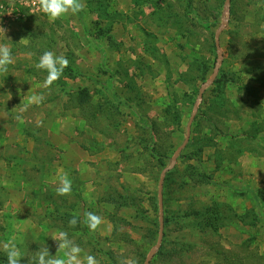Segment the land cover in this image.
<instances>
[{
	"label": "rangeland",
	"instance_id": "obj_1",
	"mask_svg": "<svg viewBox=\"0 0 264 264\" xmlns=\"http://www.w3.org/2000/svg\"><path fill=\"white\" fill-rule=\"evenodd\" d=\"M222 1L83 0V11L51 22L18 0H0V26L11 41L0 34V43L14 58L0 73V244L14 239L29 258L44 245L62 255L51 237L64 230L83 250L81 260L91 254L99 264H143L157 244L161 174L214 72L210 32L215 36L226 21L218 70L225 73L224 96L210 93L212 84L204 90L169 174L164 250L185 244L191 251L155 264H264V0H230L228 7ZM44 51L69 61L48 89L41 87L47 73L35 68ZM82 90L90 102L75 105L72 96ZM33 93L44 101L17 121ZM224 102L226 117L218 119L213 110ZM168 107L172 116L164 120ZM211 121H221L223 136ZM193 168L211 183L195 184ZM62 173L72 181L68 196L55 192ZM114 192L132 205L114 207ZM188 205H217L224 215L219 229L179 221L174 214ZM87 211L103 218L95 232L83 222ZM74 215L78 224L70 227Z\"/></svg>",
	"mask_w": 264,
	"mask_h": 264
},
{
	"label": "clouds",
	"instance_id": "obj_2",
	"mask_svg": "<svg viewBox=\"0 0 264 264\" xmlns=\"http://www.w3.org/2000/svg\"><path fill=\"white\" fill-rule=\"evenodd\" d=\"M83 0H36V10L47 16L49 21L55 22L57 19L65 17L69 14L75 15L84 10ZM35 14V12H33ZM6 29L0 26V34L7 41L9 38L5 36ZM11 42V41H10ZM19 42H23L25 46L28 44L27 38H22ZM14 58L12 50L7 43H0V73H7L9 65L13 64ZM69 64L68 59L63 55H57L53 51H44L39 57L35 68L43 70L47 73L42 82L41 87L48 89L62 76L64 69ZM45 97L42 94L33 93L23 104L19 112L14 117L17 121H23V113L33 105H40ZM55 192L58 196H68L72 192V181L67 173H62L55 178ZM84 224L89 231L95 232L103 223V218L91 211L84 213ZM70 227L78 224V219L74 215L68 221ZM58 245L57 252L62 255H50L47 246L40 247L33 252L29 258L27 253L21 254L19 247L14 239L0 244V250L6 255V264H21V258L27 257V264H99L94 255L88 254L81 260L82 249L77 245L66 231L60 230L55 236L51 237Z\"/></svg>",
	"mask_w": 264,
	"mask_h": 264
},
{
	"label": "trees",
	"instance_id": "obj_3",
	"mask_svg": "<svg viewBox=\"0 0 264 264\" xmlns=\"http://www.w3.org/2000/svg\"><path fill=\"white\" fill-rule=\"evenodd\" d=\"M222 2L224 3V0ZM210 36L213 37V44H211V49L213 51H215L216 47H215V43H214V32H210ZM225 81H226L225 73L220 71L218 73L217 77L215 78L214 82L212 83L211 87L209 88L210 93L211 92H213V93L218 92L220 96L221 95L224 96V93H225L224 92L225 91L224 86L226 85ZM90 99H91L90 95L85 90L79 91L75 95L72 96V100H73V102H75V105H83L85 103L88 104L90 102ZM225 106L227 107V102L222 103L217 109L213 110V114L218 116V119L224 118L225 112L221 111V108L225 107ZM171 116H172V114H171V111L168 107L164 111V120L168 117H171ZM173 118L176 121H179L178 112L174 111ZM210 123H213V127L216 130V132L218 133V135L223 136L224 129L221 130V128H220V124H222L221 121H216L215 122L216 124L213 121H211ZM252 127H254V124H252ZM224 128H225V126H224ZM155 129H156V127L152 128L151 131L155 132ZM247 137L251 138L250 136H247ZM157 160L160 162V165L162 166L163 163H162L160 156ZM199 169H201V168L199 167ZM201 170L197 171L196 168H193V173L190 177V178H192V181H194V183L197 185L198 184L202 185L205 183H211V180H210L211 178L206 176L205 172L201 171ZM173 172H175V169H172L171 171L166 173L164 181H163V187H162L163 188L162 189V197H163V207H164V219H163L164 227H167V224L170 223V217L167 216L168 211L166 209V206H167L168 196H169L170 192H172L171 187H172V185H174V181L169 178V174H171ZM109 197L110 198H109L108 202H111L114 205V207L115 206L116 207L117 206L129 207L132 205V203H131L133 201L132 198H124L123 196H121L117 192H114V194H109ZM259 200H260V202L264 203V193H262V192L260 193V199ZM174 215H176L178 217L179 221H184L185 219H192L191 222H202L203 227H200L199 229L206 228V229H211L214 232H216L219 229L220 222H222L224 219L223 218L224 215L222 214V212L220 211V209L217 205H211V206L203 207L201 210H194L191 206L189 207V205H188L186 210H183L181 214L177 213ZM171 216L173 218H175L173 215H171ZM112 222L114 225H116V222H114L113 220H112ZM156 223H157L156 227H158L159 222H156ZM117 232H118V229L116 226H114L112 238L115 237ZM153 235L158 236L157 229L155 230ZM165 241H166L165 236L163 235L161 247L158 250V252L155 254V257L152 260V262H150L151 264H155L158 259H162V262H163L164 261L163 257L165 259L166 258H169V259H178L179 258V260L181 261L182 255L189 253L191 251V250H189L190 248H188V247L185 248V244L180 245L179 248H177V249L173 248V250H171V251H165L164 250ZM144 257L145 256L143 255V258ZM145 259L146 258H144V261H145ZM143 264H144V262H143Z\"/></svg>",
	"mask_w": 264,
	"mask_h": 264
},
{
	"label": "water",
	"instance_id": "obj_4",
	"mask_svg": "<svg viewBox=\"0 0 264 264\" xmlns=\"http://www.w3.org/2000/svg\"><path fill=\"white\" fill-rule=\"evenodd\" d=\"M229 3H230V0H226L225 1V6L228 7ZM226 23H227L226 21L223 22L222 26L215 33L214 43H215L218 59H217L216 65H215L214 72L211 75L210 79L208 80V82L203 84V86L201 87L200 93L198 95L199 100H201L204 90L207 87H209L214 82V80H215V78L217 76V73H218V70H219V65H220V63L222 61V51L220 50V46H219V34H220V31L222 30V28L226 25ZM198 101H197V103L194 106V111L192 113L191 119H190V121H189V123H188V125L186 127V135H185V140H184L183 144L180 146L179 149L176 150V152L172 156L170 166L168 168H166L165 170H163V172L161 174V179H160L159 186H158V200H159V209H160L158 239H157V244L155 245V247H153L149 251V253L147 254L146 259L144 261V264H150L151 260L153 259V257L156 254V252L159 250V248L161 246V243H162V239H163V214H162V209H163V200H162L163 179H164V176H165L166 172L168 170H171L174 167L175 162L177 160V157L179 156L181 150L186 146V144H187V142L189 140V137H190V125H191V122H192L196 112H197Z\"/></svg>",
	"mask_w": 264,
	"mask_h": 264
},
{
	"label": "built area",
	"instance_id": "obj_5",
	"mask_svg": "<svg viewBox=\"0 0 264 264\" xmlns=\"http://www.w3.org/2000/svg\"><path fill=\"white\" fill-rule=\"evenodd\" d=\"M20 5H23L26 8H29L31 10V12L34 10V8H36V0H23V2H21V0H18ZM34 12V11H33Z\"/></svg>",
	"mask_w": 264,
	"mask_h": 264
}]
</instances>
